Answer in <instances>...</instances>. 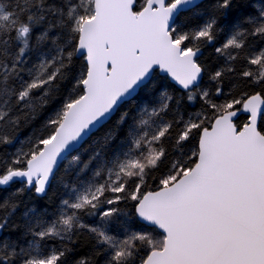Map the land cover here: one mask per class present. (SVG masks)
Segmentation results:
<instances>
[{
	"label": "snow or ice",
	"instance_id": "6c2138e0",
	"mask_svg": "<svg viewBox=\"0 0 264 264\" xmlns=\"http://www.w3.org/2000/svg\"><path fill=\"white\" fill-rule=\"evenodd\" d=\"M0 264H264V0H0Z\"/></svg>",
	"mask_w": 264,
	"mask_h": 264
}]
</instances>
